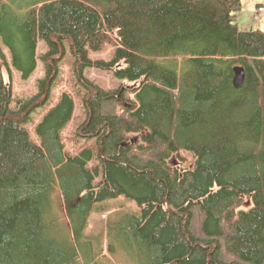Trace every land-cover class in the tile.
Here are the masks:
<instances>
[{
  "label": "trees",
  "instance_id": "16d2710c",
  "mask_svg": "<svg viewBox=\"0 0 264 264\" xmlns=\"http://www.w3.org/2000/svg\"><path fill=\"white\" fill-rule=\"evenodd\" d=\"M241 7L0 0V264H264V31L238 25ZM64 43L76 73L94 66L129 85L91 83L79 95L78 136L97 146L73 154L62 137L74 113L69 93L39 119V143L25 126L57 63L27 100L15 99L11 75L29 78L39 45L44 61ZM108 45L109 60L89 57ZM235 67L244 69L239 89ZM53 196L63 240L52 235L60 219L47 218ZM119 196L140 213L105 221L103 251L85 235L88 219L96 203Z\"/></svg>",
  "mask_w": 264,
  "mask_h": 264
},
{
  "label": "rangeland",
  "instance_id": "374dc122",
  "mask_svg": "<svg viewBox=\"0 0 264 264\" xmlns=\"http://www.w3.org/2000/svg\"><path fill=\"white\" fill-rule=\"evenodd\" d=\"M241 4V11L237 16L238 25L247 29L259 28L264 31V13L262 14L258 12L262 15L255 16L257 6L260 5L264 7V0H241ZM64 45L66 48L61 50V56H55L57 58V64L55 63L57 68L55 66L56 71L51 72V74H54V77L52 78L53 84L50 87V91H48L47 99H44L45 101L43 100L42 102L38 101L41 99L40 97L36 99L34 103L38 101L41 105L30 107L34 110L30 112V120L25 124V126L29 131L31 140L35 143H39L35 132V127L39 119L50 107H52L57 102L61 93H69L74 98L75 107L71 120L63 128L62 137L66 151H68L70 154H73L78 151L80 146H87L91 148H96L97 146L94 138L84 139L78 136L79 127L77 128V126L81 121H83V119H85V116L82 114V100L80 99V96H84L87 90L90 91L92 84L104 90H110L123 86L129 87V85L126 83L123 84L117 80L112 71L103 70L94 66L84 67L81 71V74L76 73L75 71L78 61L73 56V53L68 50V45H66V43H64ZM45 51L46 48L40 44L37 55V67L29 78L24 79L15 71L11 72L13 91L16 100H27L36 94L38 89L36 88L37 81L45 76L44 65L47 63H52L53 61L50 57H48L46 61L41 59V56L45 53ZM111 52L112 46L108 45L100 51L91 52L89 57L93 61L96 59L109 60ZM122 102L127 101L122 100ZM124 107H126V105H124ZM132 139L134 138H130V143L134 144L137 140L131 141ZM187 158L190 159V156ZM96 161V158H93V161L89 164V166H92ZM174 163L175 158H173L172 164ZM96 180L99 181L100 176ZM125 213H140L137 203L134 200L126 198L125 196H119L105 202L96 203L88 219L85 230L86 237L92 240L95 244L99 243L101 245V249L105 251L106 242L104 236L102 235L104 232L105 221L108 220L110 216H118ZM51 217L60 219V222H57V225L53 228L52 235L59 240L65 239V219L57 203L56 196H53L52 210L47 215V218ZM98 248L100 247L98 246ZM111 260L115 261L114 258H111ZM118 261H121L120 258H118ZM103 262H105V264H110V262L104 258Z\"/></svg>",
  "mask_w": 264,
  "mask_h": 264
},
{
  "label": "water",
  "instance_id": "95a60500",
  "mask_svg": "<svg viewBox=\"0 0 264 264\" xmlns=\"http://www.w3.org/2000/svg\"><path fill=\"white\" fill-rule=\"evenodd\" d=\"M232 82H233V86L236 89H239L242 87V85L244 83V69L242 67H235L234 68V76H233ZM136 140H137V138H134L131 141H136Z\"/></svg>",
  "mask_w": 264,
  "mask_h": 264
},
{
  "label": "flooded vegetation",
  "instance_id": "af4514ba",
  "mask_svg": "<svg viewBox=\"0 0 264 264\" xmlns=\"http://www.w3.org/2000/svg\"><path fill=\"white\" fill-rule=\"evenodd\" d=\"M48 57H50L51 58V60H53L52 61V63H45L46 65H44V69H45V75H46V72H47V68H54V63L56 62V60H57V58L56 57H53V56H48ZM47 57V58H48ZM47 58H46V60H47ZM46 60H44V61H46ZM57 63V62H56ZM56 70L54 69V71L53 72H55ZM53 76H54V74L51 76L52 78H53ZM45 77V76H44ZM49 83H50V81H47L46 82V84H45V92H44V95H45V97H47V90H48V86L47 85H49ZM45 97L43 96V100L45 99ZM42 100V101H43Z\"/></svg>",
  "mask_w": 264,
  "mask_h": 264
},
{
  "label": "built area",
  "instance_id": "2783aa9c",
  "mask_svg": "<svg viewBox=\"0 0 264 264\" xmlns=\"http://www.w3.org/2000/svg\"><path fill=\"white\" fill-rule=\"evenodd\" d=\"M258 12H264V8H258Z\"/></svg>",
  "mask_w": 264,
  "mask_h": 264
},
{
  "label": "bare ground",
  "instance_id": "6f19581e",
  "mask_svg": "<svg viewBox=\"0 0 264 264\" xmlns=\"http://www.w3.org/2000/svg\"><path fill=\"white\" fill-rule=\"evenodd\" d=\"M261 8H263V7H261ZM74 107H75V104H74Z\"/></svg>",
  "mask_w": 264,
  "mask_h": 264
}]
</instances>
